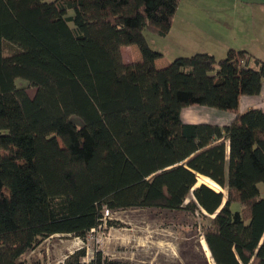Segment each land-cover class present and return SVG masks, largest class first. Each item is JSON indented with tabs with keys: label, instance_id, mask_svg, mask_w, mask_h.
Masks as SVG:
<instances>
[{
	"label": "trees",
	"instance_id": "trees-1",
	"mask_svg": "<svg viewBox=\"0 0 264 264\" xmlns=\"http://www.w3.org/2000/svg\"><path fill=\"white\" fill-rule=\"evenodd\" d=\"M178 4L0 0V264H27L21 255L40 239L85 238L106 209L133 207L214 215L203 230L214 264H264V110L237 111L241 95L259 92L264 60L229 48L157 67L144 30L166 35ZM130 44L140 59L125 62ZM193 103L235 115L184 122ZM199 175L226 196L192 189ZM84 256L81 247L62 264H119Z\"/></svg>",
	"mask_w": 264,
	"mask_h": 264
},
{
	"label": "rangeland",
	"instance_id": "rangeland-1",
	"mask_svg": "<svg viewBox=\"0 0 264 264\" xmlns=\"http://www.w3.org/2000/svg\"><path fill=\"white\" fill-rule=\"evenodd\" d=\"M179 2L170 33L161 36L150 29L144 30L148 45L161 52L155 61L157 67L167 65L177 56L195 52L211 51L221 59L229 47L264 54V0ZM122 54L125 62L140 59L135 44L124 45ZM15 83L34 93V87L25 79L17 77ZM71 119L80 125L77 116ZM258 187L264 196V181L259 182ZM214 190L221 191L224 197L227 194L226 188L220 186ZM190 198L191 194L185 202ZM231 209H240V205L233 202ZM202 213L155 207L108 211L102 223L85 238L53 234L40 239L21 259L27 264H62L69 254L83 247L85 262L95 251H101L108 260L119 264H214L209 249L203 246V230L213 215Z\"/></svg>",
	"mask_w": 264,
	"mask_h": 264
},
{
	"label": "crops",
	"instance_id": "crops-1",
	"mask_svg": "<svg viewBox=\"0 0 264 264\" xmlns=\"http://www.w3.org/2000/svg\"><path fill=\"white\" fill-rule=\"evenodd\" d=\"M180 3V2H179ZM179 5V4H178ZM178 10V7H177ZM176 10V12H177ZM175 12V14H176ZM175 16V15H174ZM174 22V17L173 21L171 24V27ZM170 27V29H171ZM169 29V31H170ZM184 30H187L184 26ZM167 32L170 33V32ZM222 47H226V45H220ZM219 46V47H220ZM232 48V47H229ZM227 48V50L229 49ZM235 49V48H234ZM248 51L250 54H252L255 57H258L262 60H264V54L262 55H257L252 51H249L248 49H245ZM207 52V51H203ZM227 52V51H226ZM208 53L213 54L211 51H208ZM123 55V54H122ZM214 55V54H213ZM126 62H132V61H126ZM204 106V107H201ZM251 108H258L264 110V80H262L261 87L258 93L253 94V95H241L239 98V104L237 111L238 112H243ZM181 118L184 122L187 123H214L218 125H226L230 123V121L234 117V113L230 110H221L205 105H199V104H189L186 105L181 109Z\"/></svg>",
	"mask_w": 264,
	"mask_h": 264
},
{
	"label": "bare ground",
	"instance_id": "bare-ground-1",
	"mask_svg": "<svg viewBox=\"0 0 264 264\" xmlns=\"http://www.w3.org/2000/svg\"><path fill=\"white\" fill-rule=\"evenodd\" d=\"M201 183H204L213 189H215L216 187H219V185L216 182H214L211 178H209L205 175H199L198 176L196 184L194 187L200 185ZM203 246H204V248H206L208 250V247H207V244L205 241L203 243Z\"/></svg>",
	"mask_w": 264,
	"mask_h": 264
},
{
	"label": "water",
	"instance_id": "water-1",
	"mask_svg": "<svg viewBox=\"0 0 264 264\" xmlns=\"http://www.w3.org/2000/svg\"><path fill=\"white\" fill-rule=\"evenodd\" d=\"M201 184H204V183H201ZM194 188H195V187H193L192 189H194ZM224 202H225V199L223 200L221 206L224 204ZM221 206H220V207H221ZM220 207H219V208H220ZM218 210H219V209H218ZM218 210H217V211H218ZM213 216H214V215H213Z\"/></svg>",
	"mask_w": 264,
	"mask_h": 264
},
{
	"label": "built area",
	"instance_id": "built-area-1",
	"mask_svg": "<svg viewBox=\"0 0 264 264\" xmlns=\"http://www.w3.org/2000/svg\"><path fill=\"white\" fill-rule=\"evenodd\" d=\"M107 214H108V210L106 209V210L104 211V216L107 215Z\"/></svg>",
	"mask_w": 264,
	"mask_h": 264
}]
</instances>
